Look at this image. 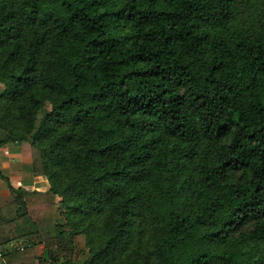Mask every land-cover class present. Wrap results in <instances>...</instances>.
I'll list each match as a JSON object with an SVG mask.
<instances>
[{"label": "trees", "instance_id": "1", "mask_svg": "<svg viewBox=\"0 0 264 264\" xmlns=\"http://www.w3.org/2000/svg\"><path fill=\"white\" fill-rule=\"evenodd\" d=\"M0 84L49 182L0 171L7 222L52 264L77 234L82 264H264V0H0Z\"/></svg>", "mask_w": 264, "mask_h": 264}, {"label": "crops", "instance_id": "2", "mask_svg": "<svg viewBox=\"0 0 264 264\" xmlns=\"http://www.w3.org/2000/svg\"><path fill=\"white\" fill-rule=\"evenodd\" d=\"M10 154L12 153H8V156H10ZM26 158L27 157L23 155L21 158L22 162H24ZM1 159L2 158L0 156V171L5 175L2 169L5 171L4 167L6 165H4L3 162H1ZM28 160L29 161L27 162L28 163L27 166L25 167L21 166L22 163H19L17 164L18 165L17 169H14V171L10 169L13 173V178L17 179L16 186H22L28 190H32V189L46 190L49 187V182L47 178L44 175H33V173L31 172L30 159ZM11 197H12V200H14L13 194L9 191V189L4 188V186H2L1 184V187H0V264H7V261L2 254L3 252L9 253L15 250H23L26 246H30L33 252L27 255L13 257L12 262L10 264H36L37 262H41L42 260H45V257L42 256L43 254V244L42 243L32 244V241L26 236L15 238L12 235V232L10 230V227L7 221L14 215H9V209H8L9 207L4 206V204L7 205V202L11 200ZM55 200L57 201L58 197L55 195H52V201L54 202ZM14 212H15V208H14ZM53 216H55L54 220L57 221V217L54 211V206H53ZM62 221L63 219L59 220V222H62ZM19 246H24V247L22 249H19ZM57 257L59 261L67 260L69 258L75 264H82L84 260V259L80 260L79 258H76V256H57Z\"/></svg>", "mask_w": 264, "mask_h": 264}, {"label": "rangeland", "instance_id": "3", "mask_svg": "<svg viewBox=\"0 0 264 264\" xmlns=\"http://www.w3.org/2000/svg\"><path fill=\"white\" fill-rule=\"evenodd\" d=\"M4 86L2 84H0V93L3 91ZM8 153H12L10 154V156H8ZM26 156V160L24 162H22V156ZM0 156H1V162L4 163V165H6L5 171L2 169V171L5 173V175L9 176V182L11 184H14V186H16V180L15 178H13V173L10 169H12L14 171V169H17L19 163H22L21 166H27V162L29 161L28 159H30L31 157V147L30 144L27 142H22L20 144H5L0 146ZM19 166V167H21ZM2 173V172H1ZM45 180V179H44ZM7 182L0 176V187L1 184L2 186H4V188H8V185L6 184ZM25 188V187H24ZM10 191V190H9ZM12 196V195H11ZM53 206H54V211H55V215L57 217V221L62 220L63 217V208L62 205L59 203V200H55L53 202ZM4 206H8L9 208V215H15L14 212V208H16V204L14 203V201L11 200L9 202H7V205L4 204ZM53 213V212H52ZM55 216H52V219L54 220ZM54 222V221H53ZM73 246L72 249L69 250H65L62 251L60 254L61 256H76V258H79L80 260H83L84 257L88 254V247L85 244V237L84 234H77L74 235L73 237Z\"/></svg>", "mask_w": 264, "mask_h": 264}, {"label": "built area", "instance_id": "4", "mask_svg": "<svg viewBox=\"0 0 264 264\" xmlns=\"http://www.w3.org/2000/svg\"><path fill=\"white\" fill-rule=\"evenodd\" d=\"M24 246H19V249H22ZM36 264H51L49 259L42 260L41 262H37Z\"/></svg>", "mask_w": 264, "mask_h": 264}]
</instances>
